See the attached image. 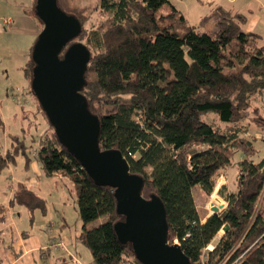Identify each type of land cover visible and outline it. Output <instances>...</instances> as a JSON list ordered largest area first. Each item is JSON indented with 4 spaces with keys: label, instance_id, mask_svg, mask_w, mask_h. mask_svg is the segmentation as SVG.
Masks as SVG:
<instances>
[{
    "label": "trees",
    "instance_id": "obj_1",
    "mask_svg": "<svg viewBox=\"0 0 264 264\" xmlns=\"http://www.w3.org/2000/svg\"><path fill=\"white\" fill-rule=\"evenodd\" d=\"M56 1L81 24L73 42L90 52L81 94L99 119V148L120 151L129 172L143 179L142 197L161 200L168 242H177L191 264H264V156L254 161L255 139L246 137L252 100L264 92L263 38L241 31L244 15L222 7L213 11L216 31L209 35L169 0H100L92 22V15ZM32 67L30 56L29 83ZM211 113L225 124L207 123L203 118ZM253 118L264 132V117ZM47 124L35 157L45 177L60 175L73 185L83 224L78 240L92 264H141L116 237L114 224L122 216L114 189L96 185ZM10 145L0 154V173L24 154L23 140L12 136ZM237 152L232 190L223 185L217 191L225 208L201 222L193 188L209 197ZM12 200L30 213L44 210V201L22 184ZM101 216L105 222L85 228ZM225 224L227 232L206 251Z\"/></svg>",
    "mask_w": 264,
    "mask_h": 264
},
{
    "label": "rangeland",
    "instance_id": "obj_2",
    "mask_svg": "<svg viewBox=\"0 0 264 264\" xmlns=\"http://www.w3.org/2000/svg\"><path fill=\"white\" fill-rule=\"evenodd\" d=\"M63 1L69 8H76L84 14L92 15L95 14L94 9L100 0ZM261 1L264 2V0H169L191 26L209 35H213L216 31L217 19L213 11L217 7H222L232 13L245 16L246 22L238 23L241 31L248 30L263 37L264 7L259 3ZM34 6V0H0V119L2 121L0 150H3L8 142L9 148L11 147L12 136L23 140L25 145L24 154L19 152L15 158L16 162L7 165L0 173V204L5 205L9 210L7 215L15 214L16 227L27 235L23 247L35 248L20 264H92L89 250L76 238L83 224L77 213L73 185L60 176L34 177L35 182H33L31 180L33 175L23 171L26 159L34 163L39 137L48 127L36 98L30 92V83L25 76L31 48L42 30V23L34 15ZM94 14L91 16V22L98 19ZM204 18H206L205 22H203ZM251 106L246 137L255 139L254 145L258 154L253 159L256 162L264 155V142L260 140V138L264 139V132L259 131L254 122L250 123V120H254L250 118L256 113L264 117V92L252 100ZM203 119L215 127H222L225 124L213 113ZM240 158L241 154L237 152L233 157L232 165L227 169L229 178L235 176L236 162ZM27 179L29 188L45 197L44 212L35 210L30 213L26 207L12 201L7 205L10 186L13 185L14 188L18 182H25ZM225 181L229 183L227 179ZM220 182L218 178L215 180L214 191L207 198L198 188L192 190L194 205L201 222L212 215L211 205L226 206L225 201L217 195L216 189L220 186ZM105 220V216H101L87 223L85 228L92 229ZM6 224L2 226L5 227ZM222 234L220 230L210 245L216 244ZM3 236L5 234L0 233V240ZM64 240L67 242L65 247H63ZM12 246L14 244L9 250L14 252ZM209 248L210 246L206 251H210ZM12 257V253L7 256L0 247V264L9 263Z\"/></svg>",
    "mask_w": 264,
    "mask_h": 264
},
{
    "label": "water",
    "instance_id": "obj_3",
    "mask_svg": "<svg viewBox=\"0 0 264 264\" xmlns=\"http://www.w3.org/2000/svg\"><path fill=\"white\" fill-rule=\"evenodd\" d=\"M34 11L43 25L31 50L33 61L30 87L40 109L52 126L58 142L99 186L114 189V224L118 241L129 244L141 264H191L179 244L167 240L163 203L153 195L142 197L143 179L131 174L118 150H101L98 144L99 119L88 107L81 90L90 52L81 42L77 18L61 10L56 0H36ZM225 205H211L217 214ZM228 225L221 231L226 233Z\"/></svg>",
    "mask_w": 264,
    "mask_h": 264
},
{
    "label": "crops",
    "instance_id": "obj_4",
    "mask_svg": "<svg viewBox=\"0 0 264 264\" xmlns=\"http://www.w3.org/2000/svg\"><path fill=\"white\" fill-rule=\"evenodd\" d=\"M259 3H261L262 6H263V1H261ZM244 21L246 22V20H244ZM0 29H1V27H0ZM243 32H249V31L248 30H245ZM251 33H254V32H251ZM262 38L264 40V36ZM44 131L45 130H43V132ZM3 148H4L3 150H0V154H2V155H4L6 153V151H8V149H9V142L7 143V145H4ZM15 162H16V160H15ZM15 162H13V163H15ZM10 164H8V165L10 166ZM23 167H24L23 171H25V172L30 173L31 175H33V179H31L33 182H35V178L34 177L38 178L40 176H44L43 173H42V170L40 168L39 162L37 161V159H35L34 163H32L29 160H26L25 163L23 164ZM58 176H60V175H58ZM62 178H64V179L67 180V178H65V177H62ZM218 179H219V182H220V180H222V182H220V186L218 187V189H216V191H218L220 189V187L223 186V185H225L228 188V190H232V188H233L232 183H233V180H234V176L232 178L231 177L229 178V175L227 173V169L222 172V175L219 176ZM226 179L229 182L228 184L225 181ZM19 184L24 185L28 190H30L31 192H33L37 197H39L40 199H42L44 201V210H45V206H46L45 197L42 196L39 193L34 192L33 190H31V188H29L28 179L25 182H23V181L22 182H18V184L14 188L12 187L13 185L10 186V194H9L8 199H7L8 200L7 201V205H9L11 203V201L13 202L12 196H13V193H14L16 187ZM0 208L2 209L1 215L4 217L3 219H0V222L3 223V224L7 223L5 227H3L2 226L3 224L0 223V233L5 234V236L2 237V240H0V243L2 245V246L0 245V247L3 249V253L6 254L7 256L9 254H11V253L13 254V257L11 258V261L9 263H7V264H15V263L16 264H18V263L20 264L21 261L24 262V258L27 257L29 255V253H31L32 250H34L35 248H34V246L33 247H23L24 244H25V236H27V235L24 234V232L22 233L16 227V223L14 222L15 214L10 213V216H9V214L7 215V213L9 212V210L3 204H0ZM44 210H40V211L41 212H44ZM5 218H6V220H5ZM78 235L76 237L77 240H78ZM78 242L80 243L79 240H78ZM12 244H14V246H12L13 247L12 249L14 250V252L12 250H9ZM66 245H67V242L64 240V246L63 247H65ZM9 251H11V252L9 253Z\"/></svg>",
    "mask_w": 264,
    "mask_h": 264
},
{
    "label": "built area",
    "instance_id": "obj_5",
    "mask_svg": "<svg viewBox=\"0 0 264 264\" xmlns=\"http://www.w3.org/2000/svg\"><path fill=\"white\" fill-rule=\"evenodd\" d=\"M209 246H210V248H209V249H210V250H212V249H213V245H209ZM209 246H208V247H209ZM208 247H207V248H208Z\"/></svg>",
    "mask_w": 264,
    "mask_h": 264
}]
</instances>
